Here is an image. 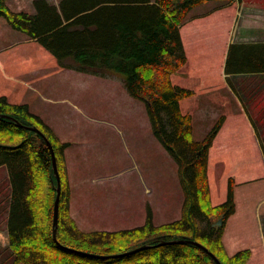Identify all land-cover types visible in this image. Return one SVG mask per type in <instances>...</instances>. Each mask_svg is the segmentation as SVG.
<instances>
[{"label":"trees","instance_id":"1","mask_svg":"<svg viewBox=\"0 0 264 264\" xmlns=\"http://www.w3.org/2000/svg\"><path fill=\"white\" fill-rule=\"evenodd\" d=\"M209 0H33L34 13L13 10L0 0V17L51 51L59 64L103 77L120 76L125 88L146 104L157 138L179 163L185 199L182 216L155 224L150 207L143 225L120 230L84 231L71 214V186L66 149L60 136L29 104L0 95V166L8 167L12 187L8 232L15 263L24 264H247L249 248L229 254L223 235L236 211L235 180L227 199L214 204L209 179V151L216 131L193 138V116L181 101L194 90L173 82L189 61L181 28L193 8ZM229 2L225 0L224 3ZM226 73L264 72V42H232ZM4 115L8 117H4ZM37 126L54 146L62 181L57 240L54 209L58 180L52 151ZM222 220L221 224L218 221ZM134 254L101 258L99 255ZM81 251V252H80Z\"/></svg>","mask_w":264,"mask_h":264},{"label":"rangeland","instance_id":"2","mask_svg":"<svg viewBox=\"0 0 264 264\" xmlns=\"http://www.w3.org/2000/svg\"><path fill=\"white\" fill-rule=\"evenodd\" d=\"M7 1L13 10L35 12L32 0H24L23 7ZM224 2L209 0L192 9L182 27L189 61L172 79L195 92L182 99L181 107L193 116L196 141L219 125L209 151L213 202L227 199L233 178L243 206L252 191H264V179L255 182L264 176L259 154L264 148V76L226 73L224 55L231 39H252L258 33L244 6L223 7L191 20ZM0 95L29 104L62 141L71 143L66 149L75 217L71 214L80 229L134 228L146 222L150 207L155 224L182 216L185 190L179 163L155 135L145 102L128 92L120 76L62 67L51 51L2 16ZM11 194L8 168L3 166L0 264H16L8 232ZM249 217L253 222L254 215ZM262 218L264 222V214ZM256 255V264H264L261 252L256 251L254 259Z\"/></svg>","mask_w":264,"mask_h":264},{"label":"crops","instance_id":"3","mask_svg":"<svg viewBox=\"0 0 264 264\" xmlns=\"http://www.w3.org/2000/svg\"><path fill=\"white\" fill-rule=\"evenodd\" d=\"M55 1H57L58 3L59 0H55ZM13 2L17 4L19 7L24 6L23 5L24 0H13ZM234 5H236V8L238 6L240 7L242 6V8L243 6L248 7V9L250 10L249 16L252 18V26H254L258 35L252 39H248L245 37L240 38V40L231 39L229 41V45L232 42H264V2L261 0H229V2L221 3L217 6H214V8H212L211 10L204 11L194 15L193 16L194 18H192L191 20H194L195 18L205 17L217 9L228 6H234ZM29 40L32 39L29 38ZM227 51L225 52L224 55L225 60L227 57ZM241 74H245V73H241ZM246 74L264 76V72L246 73ZM224 75H226V73ZM246 117L248 118L249 116L246 115ZM259 154L261 155V158L264 159V148L262 149V151L260 150ZM3 166H0V169L3 168ZM259 179H264V176H259L255 180V182L259 181ZM262 183L263 181H261V184ZM70 186L72 185L70 184ZM210 186H211V182H210ZM71 192H72V187H71ZM211 195H212V190H211ZM235 200H236V211L232 216H230V218L227 221L225 232L223 235V242L229 254H234L237 251L246 248L251 249L252 255L247 264H256L257 261H260V255H256V258L254 259L256 251L261 252V255L264 256V222L262 218V215L264 214V191L261 189L252 191L249 195H247L246 202L243 206L239 204V200L237 199L236 193H235ZM73 208H74V204H72V195H71L70 210L74 216ZM249 215H254L253 222L249 217ZM83 221L84 223L89 222V220H83Z\"/></svg>","mask_w":264,"mask_h":264},{"label":"water","instance_id":"4","mask_svg":"<svg viewBox=\"0 0 264 264\" xmlns=\"http://www.w3.org/2000/svg\"><path fill=\"white\" fill-rule=\"evenodd\" d=\"M6 115H4L5 117ZM8 117V116H6ZM11 119H13L17 125L19 126H24V127H28L32 130L38 131L47 141L51 151H52V157H53V167H54V171H55V175L57 177L58 180V185H57V197L55 200V209H54V239L58 241L57 239V230H58V222H59V208H60V199H61V190H62V181H61V175L59 172V168H58V163H57V156H56V152L54 149L53 144L51 143V141L48 139V137L37 127V126H25L23 125L20 121L14 119L13 117H11ZM222 220L218 221V224H221ZM184 242H190V243H194L196 245H199L200 247H202L203 249H205L214 259L218 264H222V262L220 261V259L213 253L211 252L206 246H204L203 244L194 241V240H188V239H180V240H170V241H162L159 244H168V243H184ZM151 245H143L141 247H138L136 249H133L131 251L125 252V253H120V254H114V255H99V254H94V253H88V252H82L83 254L86 255H90L93 257H101V258H110V257H119V256H125L128 254H134L136 252H139L141 250L150 248ZM81 252V251H80Z\"/></svg>","mask_w":264,"mask_h":264}]
</instances>
